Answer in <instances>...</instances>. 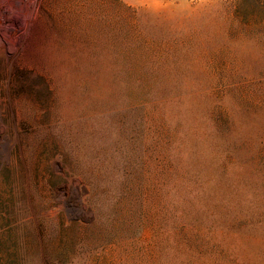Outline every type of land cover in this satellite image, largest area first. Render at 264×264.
<instances>
[{"label": "rangeland", "instance_id": "374dc122", "mask_svg": "<svg viewBox=\"0 0 264 264\" xmlns=\"http://www.w3.org/2000/svg\"><path fill=\"white\" fill-rule=\"evenodd\" d=\"M0 264H264V0H0Z\"/></svg>", "mask_w": 264, "mask_h": 264}, {"label": "trees", "instance_id": "16d2710c", "mask_svg": "<svg viewBox=\"0 0 264 264\" xmlns=\"http://www.w3.org/2000/svg\"><path fill=\"white\" fill-rule=\"evenodd\" d=\"M116 7L120 14V24H125L129 21L133 23L134 20L136 22H143L141 15L137 11H127V8L119 3L116 4ZM152 20L153 19L150 18L147 22H143L147 34L142 37L134 36L132 37L131 42L127 39H122V46L125 49V51H123L124 53L119 54L115 52L116 54H114L116 61L122 60L123 62H128L132 67L130 68L126 64L122 66L118 72L114 71V75L119 76V73L124 71V68L128 66L125 71L130 72L128 74L125 73V75L130 78L132 83H135L134 87L140 90H150V87H147L144 81L149 82L150 78L157 77L156 72L154 71L155 69L153 68L156 64L165 65L170 58H175L178 65L185 67V60L187 59L186 66L194 68L196 66L192 65H196L195 62L199 59V55L196 54L194 48V42H192V37H190L193 36V34H171L166 30L168 26L171 25L168 21L154 24L152 23ZM133 28L135 29L134 25ZM120 29L121 32H124V30H122L123 27H120ZM188 50L191 53L190 58H185V52ZM129 74H131V76ZM137 81H142L143 85L139 87ZM148 104L152 105L153 102L149 101L147 98L138 99L136 104L133 103L131 110L144 107Z\"/></svg>", "mask_w": 264, "mask_h": 264}]
</instances>
